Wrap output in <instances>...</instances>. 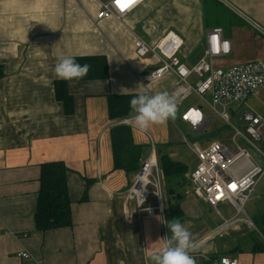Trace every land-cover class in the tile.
<instances>
[{
    "label": "crops",
    "instance_id": "0c3cea01",
    "mask_svg": "<svg viewBox=\"0 0 264 264\" xmlns=\"http://www.w3.org/2000/svg\"><path fill=\"white\" fill-rule=\"evenodd\" d=\"M217 2L141 0L120 20H99V0H0V65L4 71L0 80V264H151L148 252L158 250L164 238L171 236L167 223L174 218L194 238L205 241L202 250L192 253L197 264H219L222 256L239 264H264V233L262 240L244 220L248 228L235 224L217 233L224 223L215 225L217 221L207 215L214 208L189 193L191 183L186 175L177 191L184 195L178 201L183 214L168 215L164 226L158 213L139 212L135 200L128 197L138 171L115 166V127H130L135 142L144 145L141 162L153 148L159 162L160 150L151 134L158 137L160 132L155 125L147 132L132 127L133 112L111 119L108 95H155L152 87L163 82L171 95L177 81L172 74L150 84L138 79L152 61L136 55L138 35L154 44L176 32L183 39L181 59L193 65L203 55L207 31L220 27L232 50L214 60L216 67L264 59V34L259 30H264V0ZM60 55H105L109 63L106 80L69 81L75 99L73 115L65 114L55 96L58 78L54 68ZM144 134L149 135V147ZM48 161H64L71 169L68 186L73 222L40 231L35 210L41 165ZM86 189L88 199L81 201ZM253 195L264 201V190H255ZM155 203L151 196L146 206ZM173 203L167 197L166 209ZM21 252L30 256L23 257Z\"/></svg>",
    "mask_w": 264,
    "mask_h": 264
},
{
    "label": "built area",
    "instance_id": "2783aa9c",
    "mask_svg": "<svg viewBox=\"0 0 264 264\" xmlns=\"http://www.w3.org/2000/svg\"><path fill=\"white\" fill-rule=\"evenodd\" d=\"M99 1L97 19L120 20L141 0H135L131 4L128 0ZM259 30L264 34L262 28ZM182 46L183 39L176 32H169L154 44L138 35L134 40L136 55L152 61L137 77L142 83L150 84L167 75H174L177 81L171 96L178 106H182L193 94L202 98L204 103L186 108L181 113V120L203 138L213 123V117L229 123V110L233 107L230 105L237 103L238 108H241L243 103L264 86V59L227 68L216 67L214 60L229 55L232 50L231 41L220 27L207 31L203 55L193 65H188L181 59ZM149 66H153V70L149 71ZM238 119L242 126H233V147L212 138H203L201 144L191 143L198 163L185 174L191 183L189 193L214 208L219 215L222 214L218 207L224 203H230L238 214H246V203L264 176V115L243 110ZM124 122L128 123L130 120L125 119ZM154 150L155 148L141 162V168L128 190V197L135 200L139 212L145 211L152 216L158 213L165 226L168 217L165 179ZM255 155L262 163L257 161ZM232 184L236 185L235 189L230 187ZM151 196L155 197L156 203L146 206ZM246 217L242 220L225 221L217 233L225 231L238 221L244 220L252 225V220ZM20 255L30 256L27 252H21ZM219 261V264H239L238 260L230 256H222Z\"/></svg>",
    "mask_w": 264,
    "mask_h": 264
},
{
    "label": "trees",
    "instance_id": "16d2710c",
    "mask_svg": "<svg viewBox=\"0 0 264 264\" xmlns=\"http://www.w3.org/2000/svg\"><path fill=\"white\" fill-rule=\"evenodd\" d=\"M210 2V0H204ZM216 3L217 0H212ZM76 62L91 66L87 76L78 81L106 80L110 76L108 59L105 55L78 56ZM4 75L0 65V80ZM55 96L63 105L66 115L75 113V99L69 90V81L58 79L54 82ZM137 94L108 95L109 116L111 119H122L128 117L132 110L130 100ZM143 144L134 140V134L130 127L119 125L112 133V149L114 153L115 166L127 172L139 171L143 154ZM159 164L162 167L166 180V187L174 188L176 192L181 189L180 182L185 183V173L188 171L184 162L171 158L163 151H159ZM71 169L64 161H48L41 165L40 190L35 210L36 229L47 231L59 227H68L73 222V200L70 195L68 179ZM166 190V188H165ZM88 199L87 189L81 201ZM176 201L167 210V216L181 217L183 210Z\"/></svg>",
    "mask_w": 264,
    "mask_h": 264
},
{
    "label": "rangeland",
    "instance_id": "374dc122",
    "mask_svg": "<svg viewBox=\"0 0 264 264\" xmlns=\"http://www.w3.org/2000/svg\"><path fill=\"white\" fill-rule=\"evenodd\" d=\"M224 12L225 11L222 12L223 17ZM218 23H222V18L218 21ZM225 29H227V27ZM168 89L169 87L165 84V82H163L162 85L160 83L159 85L152 87V91L154 92V94L167 92L170 95V91ZM202 103L204 102L198 95H191L184 101L183 106L177 105L175 119H169L164 124L155 125L158 132H160L158 137L157 134H151L153 136V140L154 138L156 139V148L169 154L171 158L184 162L187 165V169L189 171L193 170L198 163L196 153L193 150L191 143L196 142L198 144H201L203 138H212L233 147L232 138L235 134L233 126H242L240 120L238 119L240 112H242L243 110H249L254 112L255 114L264 115V87L260 90V94L258 96L254 95L250 97L245 104H242L241 108H238L237 103L230 105L233 107L229 110L231 116L229 123L224 122L218 117H213V123L209 127V131L207 132V134H204L203 138L199 136L188 124L182 122V120L180 119L181 113L186 108H188L189 106H199ZM144 137L145 140L147 138V143H145V145H147L148 147L151 146L149 135L144 134ZM188 140L190 142H188ZM255 190H264V176L260 179ZM253 194L246 203V214H238L230 203H224L222 206H220L219 209L226 220H242L247 218L246 216H249V218L253 221L252 225L249 224L252 227L250 229L254 230L258 234L260 233L258 236L263 240L261 234L264 233V227L262 224V219L264 217V201L259 197L256 198ZM165 197H168L167 187L165 191ZM207 215L217 221V224L215 225H218L219 223H225V219H223L215 209L211 213H207ZM236 225L241 228H248L249 226L248 224L246 225L242 223V221H238ZM245 234L249 235L250 231Z\"/></svg>",
    "mask_w": 264,
    "mask_h": 264
},
{
    "label": "clouds",
    "instance_id": "9594fccd",
    "mask_svg": "<svg viewBox=\"0 0 264 264\" xmlns=\"http://www.w3.org/2000/svg\"><path fill=\"white\" fill-rule=\"evenodd\" d=\"M91 66L81 65L71 55H60L54 68L58 79L71 81L80 80L88 75ZM130 108L134 115L131 118L132 127L147 132L153 125L164 124L169 119H175L177 102L167 92L155 95L139 93L130 100ZM171 236L164 238L162 246L150 249L148 252L151 264H197L192 253L199 252L205 247L202 238H194L193 234L179 219L167 223ZM152 242L149 238L148 246ZM147 246V247H148Z\"/></svg>",
    "mask_w": 264,
    "mask_h": 264
},
{
    "label": "water",
    "instance_id": "95a60500",
    "mask_svg": "<svg viewBox=\"0 0 264 264\" xmlns=\"http://www.w3.org/2000/svg\"><path fill=\"white\" fill-rule=\"evenodd\" d=\"M153 68H150V70H152ZM246 128H244L245 130ZM256 159L258 162L262 163L260 158L255 155ZM168 197H169V202L172 203V202H175V201H179L181 199H183L184 195L180 192H176V190L174 188H169L168 189Z\"/></svg>",
    "mask_w": 264,
    "mask_h": 264
},
{
    "label": "snow or ice",
    "instance_id": "6c2138e0",
    "mask_svg": "<svg viewBox=\"0 0 264 264\" xmlns=\"http://www.w3.org/2000/svg\"><path fill=\"white\" fill-rule=\"evenodd\" d=\"M118 2H119V0H118ZM128 2H129V4H131V3H134L135 0H128ZM230 187H232L233 189H235L236 185L235 184H232V185H230Z\"/></svg>",
    "mask_w": 264,
    "mask_h": 264
}]
</instances>
